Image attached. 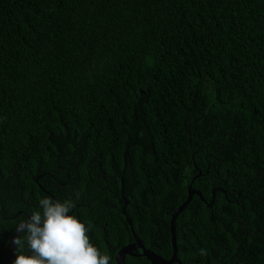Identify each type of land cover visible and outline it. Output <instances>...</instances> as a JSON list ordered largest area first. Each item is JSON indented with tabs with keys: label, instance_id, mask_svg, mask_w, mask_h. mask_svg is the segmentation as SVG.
<instances>
[{
	"label": "trees",
	"instance_id": "1",
	"mask_svg": "<svg viewBox=\"0 0 264 264\" xmlns=\"http://www.w3.org/2000/svg\"><path fill=\"white\" fill-rule=\"evenodd\" d=\"M188 186L181 263L264 264V0H0V264L44 196L166 258Z\"/></svg>",
	"mask_w": 264,
	"mask_h": 264
},
{
	"label": "clouds",
	"instance_id": "2",
	"mask_svg": "<svg viewBox=\"0 0 264 264\" xmlns=\"http://www.w3.org/2000/svg\"><path fill=\"white\" fill-rule=\"evenodd\" d=\"M76 196L78 199L79 193ZM38 207L15 224L12 264H110L112 257L91 242L90 228L70 214L76 207L73 199L60 202L44 196L38 200ZM200 254L206 255V250L201 249Z\"/></svg>",
	"mask_w": 264,
	"mask_h": 264
},
{
	"label": "water",
	"instance_id": "3",
	"mask_svg": "<svg viewBox=\"0 0 264 264\" xmlns=\"http://www.w3.org/2000/svg\"><path fill=\"white\" fill-rule=\"evenodd\" d=\"M126 157H127V152L125 151L123 153V160H124L123 172H124V169L126 167ZM40 177H42V176H39L38 178H40ZM120 182H121V192H122V195H123V189H124L123 178H121ZM193 194L200 197V193L199 192H197L196 190H192L190 188V186H188L186 199L171 214V218H170L171 256H170V258L168 260H165L162 257H160L159 255L153 253L152 251L145 250L143 252L142 256L145 257L149 261L150 264H175V263L176 264H180V262L178 261V258H177V246H176V236H175V224H174V221H175L176 217L188 205V203H189V201H190V199H191ZM201 200H203V199L201 198ZM212 202H213V198H212ZM208 206H210V204ZM122 214H123V216H125L126 223L131 228V221L126 216L125 210L122 211ZM15 235H16V232L14 230L13 234L10 236L9 241L7 243L5 254H4L3 261H2L1 264H12L13 260L15 259V254H14L15 246L12 244V239H13V237ZM126 253H130L129 246L123 247V248H121L119 250V252L117 253V255L115 257L116 264H125V254Z\"/></svg>",
	"mask_w": 264,
	"mask_h": 264
},
{
	"label": "flooded vegetation",
	"instance_id": "4",
	"mask_svg": "<svg viewBox=\"0 0 264 264\" xmlns=\"http://www.w3.org/2000/svg\"><path fill=\"white\" fill-rule=\"evenodd\" d=\"M72 212H73V210H72ZM128 218L131 221V228H130V226L127 223L124 226L125 238L122 241V244L116 243V242H112V262H114V264H116L115 257L117 255V253L119 252V250L121 248L126 247V246H129L130 253H126L125 254V264H127V259H134V260H138V261L139 260H144V262H142L140 264H148L149 261L145 257L142 256V254H143V252L145 250L152 251L153 253L159 255L160 257H162V254L160 253L161 252L160 248L157 249V251H160L159 254H158L156 251H153L151 248L148 247L147 239L149 238V235L147 234L145 226L142 223L133 224L132 219L129 216H128ZM163 218H164L163 211H160V213L157 214V216H156V220H158V222H159L160 220H163ZM170 218H171V216H170ZM124 221L126 222L125 217H124ZM157 228H158L159 232L157 231L155 233V236H154V234H152V237L154 239H159L160 236L163 235V232L160 231L159 224H157ZM169 228H170V221H169ZM169 234H170V230H169ZM8 241H9V239H8ZM8 241L5 244L6 246H7ZM117 246L119 248H117ZM108 247L109 246H107V248H106V252L109 251ZM5 250H6V248H5ZM4 254H5V252H4ZM4 254L2 256L1 263L3 261ZM14 254H15V252H14ZM170 256L171 255H169L166 258H163V257L162 258L165 259V260H168L170 258ZM178 261L180 262V264H182L179 258H178Z\"/></svg>",
	"mask_w": 264,
	"mask_h": 264
}]
</instances>
